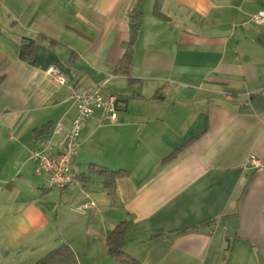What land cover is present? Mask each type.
<instances>
[{
  "label": "crops",
  "instance_id": "1",
  "mask_svg": "<svg viewBox=\"0 0 264 264\" xmlns=\"http://www.w3.org/2000/svg\"><path fill=\"white\" fill-rule=\"evenodd\" d=\"M260 10L264 0H0V264L65 245L78 264H122L105 246L122 222L139 264H264V167L245 164L264 161V25L247 23ZM136 24L129 76L115 74ZM105 80L115 120L94 111L72 182L49 188L31 152L62 147L69 86ZM90 164L127 174L106 189L82 178Z\"/></svg>",
  "mask_w": 264,
  "mask_h": 264
},
{
  "label": "built area",
  "instance_id": "2",
  "mask_svg": "<svg viewBox=\"0 0 264 264\" xmlns=\"http://www.w3.org/2000/svg\"><path fill=\"white\" fill-rule=\"evenodd\" d=\"M248 25H264V10H260L251 15ZM47 75L52 82L65 85L64 77L53 68L47 69ZM103 83L95 88L88 90H79L69 86L68 100L75 108L76 114L71 119L70 126L65 131L62 147L55 154H49V151L33 150L30 154V161L35 164L36 175H47V185L51 189L63 190L72 182L71 166L74 157L79 150V136L82 127L92 118L94 111L99 109L102 113V120L113 122L119 109V99L115 94L105 95L102 93ZM63 131L62 124L57 122L54 126V134L61 135ZM249 169H261L264 167V161L254 156L248 158L245 162Z\"/></svg>",
  "mask_w": 264,
  "mask_h": 264
},
{
  "label": "trees",
  "instance_id": "3",
  "mask_svg": "<svg viewBox=\"0 0 264 264\" xmlns=\"http://www.w3.org/2000/svg\"><path fill=\"white\" fill-rule=\"evenodd\" d=\"M157 17H163L158 11V4H155L153 13ZM139 17V14H137ZM137 26L136 24L133 28V31L130 34V38L128 40V47L124 56L118 63L115 68V74H122L125 76H129V69L131 64V55H132V47L134 45V39H136L137 33ZM24 56V50L21 51V56ZM177 151L170 153L168 157H166L163 162H167L175 157V153ZM127 173L125 171H111L106 170L102 167H99L94 164L88 165V173L82 174L83 179H88L92 175H97L101 177L103 180L102 183L106 189H112L114 186V181L116 178L125 176ZM128 229V224L125 222L119 223L117 227H115L112 231L108 232L106 237V250L109 257L119 261L122 264H139L137 260L134 258H130V255L124 252L123 244L124 238ZM77 257L71 248H68L66 245L59 247L55 250L48 252L35 264H78L76 260Z\"/></svg>",
  "mask_w": 264,
  "mask_h": 264
}]
</instances>
